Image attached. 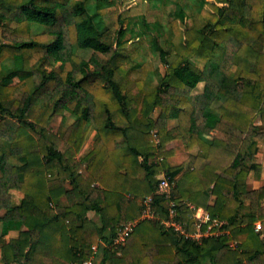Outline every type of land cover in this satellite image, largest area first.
<instances>
[{
  "label": "trees",
  "instance_id": "obj_1",
  "mask_svg": "<svg viewBox=\"0 0 264 264\" xmlns=\"http://www.w3.org/2000/svg\"><path fill=\"white\" fill-rule=\"evenodd\" d=\"M144 1L0 0L2 264H83L93 246L98 264H264V187L247 186L264 139V0H157L153 21ZM182 146L200 149L173 165ZM172 200L187 231L203 208L228 232L180 235L164 223Z\"/></svg>",
  "mask_w": 264,
  "mask_h": 264
},
{
  "label": "built area",
  "instance_id": "obj_2",
  "mask_svg": "<svg viewBox=\"0 0 264 264\" xmlns=\"http://www.w3.org/2000/svg\"><path fill=\"white\" fill-rule=\"evenodd\" d=\"M175 182L171 180L165 173H162V176L159 177V183L157 186V192L160 194L165 195L166 197L171 196V191ZM148 205L150 202V198H147ZM152 212L148 207L146 210H143L142 217H151ZM177 216V203L172 200L170 202L169 207V218L164 221V223L168 226L174 227L175 230L180 234L184 235L185 237L194 239L196 241H201L204 237L207 236H218L228 231L223 228L225 225V221L219 218H213L210 213L203 209L198 208L195 213V227L196 229L193 232L187 231L184 226L176 220ZM136 225V221L130 222L126 227L122 228L118 233V238L116 242H123L125 241L126 237L132 231L133 227ZM254 229L257 233L264 234V219H258L254 223ZM94 252H97V246H93ZM83 264H92V260Z\"/></svg>",
  "mask_w": 264,
  "mask_h": 264
},
{
  "label": "rangeland",
  "instance_id": "obj_3",
  "mask_svg": "<svg viewBox=\"0 0 264 264\" xmlns=\"http://www.w3.org/2000/svg\"><path fill=\"white\" fill-rule=\"evenodd\" d=\"M131 2H129L130 4ZM161 11L160 8V3L157 0H148V1H144V6H143V13L146 14L147 20L148 21H153L156 17V15ZM0 35H1V27H0ZM193 62L199 66H203L204 64V60L201 57H194L193 58ZM152 84L155 85L157 82V79L155 76L152 77ZM204 89V82H201L198 84V86L194 89V93L196 92H201ZM160 112V109H156L153 113L154 116H157ZM177 124V120H173L172 122H168V127L172 128ZM261 129H264L263 126L260 127ZM199 146H196L192 149H187L186 147L182 146V147H178L176 148L175 154L173 157H171L170 161L173 165H177L182 163L186 158H188L191 154H196L199 151ZM255 162L259 163L261 165V171L260 172H256V171H252L248 178H247V186L249 188H253L254 186L252 184L248 183V180H250L251 178H255L257 181V184L259 187H264V139H258L256 142V147H255ZM161 175H159V177H161ZM260 181V182H258ZM258 187V188H259ZM12 195H13V201L15 204H19L21 203V200L23 198V193L21 191L18 190H12ZM144 205L146 206L144 209L146 210L148 208V200L144 201ZM248 212L247 210L245 211V213ZM91 216L95 219L98 220L97 216L94 213H91ZM24 226H21L20 229H23ZM0 232H1V224H0ZM19 233V228L17 229H13L10 231L8 236H12L15 237L17 236ZM234 244V243H233ZM101 254L99 252V250L97 251V254L93 257L92 259V264H98L99 262V258H100ZM0 264H2L1 262V251H0Z\"/></svg>",
  "mask_w": 264,
  "mask_h": 264
},
{
  "label": "crops",
  "instance_id": "obj_4",
  "mask_svg": "<svg viewBox=\"0 0 264 264\" xmlns=\"http://www.w3.org/2000/svg\"><path fill=\"white\" fill-rule=\"evenodd\" d=\"M173 120L174 119H171L170 122H172ZM258 182H260V181H258ZM248 183L252 184L254 186L253 188H258L259 187L255 178H251L250 180H248Z\"/></svg>",
  "mask_w": 264,
  "mask_h": 264
}]
</instances>
